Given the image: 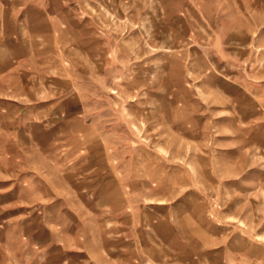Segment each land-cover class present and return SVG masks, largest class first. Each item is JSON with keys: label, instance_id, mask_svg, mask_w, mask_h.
<instances>
[{"label": "rangeland", "instance_id": "374dc122", "mask_svg": "<svg viewBox=\"0 0 264 264\" xmlns=\"http://www.w3.org/2000/svg\"><path fill=\"white\" fill-rule=\"evenodd\" d=\"M108 4L95 10L109 23L95 72L85 74L83 59L71 76L76 68L62 60L61 106L41 90L46 118H29L36 145L14 124L29 154L18 158L27 169L15 171L13 188L0 174V240H8L0 264H148L150 244L169 237L165 227L194 226L176 208L187 194L215 239L205 250L174 251L177 261L264 264V0H205L206 13L222 11L221 26L198 16L165 25L151 0ZM245 6L263 13L245 20ZM240 20L247 26L231 28ZM231 35L247 38V53L232 52ZM10 125L0 118V131ZM114 173L135 192L120 214L102 200Z\"/></svg>", "mask_w": 264, "mask_h": 264}, {"label": "crops", "instance_id": "0c3cea01", "mask_svg": "<svg viewBox=\"0 0 264 264\" xmlns=\"http://www.w3.org/2000/svg\"><path fill=\"white\" fill-rule=\"evenodd\" d=\"M113 1L110 0L111 4ZM151 1L159 4L165 10V13L161 15L165 20V25L176 23L180 26H186L190 20L194 19L193 16H198L200 21L205 18L214 20L210 23L211 25H222L220 21L222 11L215 10L206 13L203 9L205 0ZM241 1L246 3V0ZM108 2L109 0H100L94 4L93 0H87V2L82 0H0V118H6V122L11 124L9 130L1 129L0 131V174L5 175V178L1 180L5 181L6 184L9 182L10 187H14L12 177L15 171L27 169L24 167L25 161L19 165V156L21 155L22 159H26L29 154L27 148L21 147L24 146L23 137L20 138L14 124L18 125L19 122H22L23 131L26 134L24 137L36 145L29 118H46L45 112L42 111L44 103L38 98L41 90H46L54 95V103L58 107L61 106V95L57 96V91L61 89L59 87L60 77L58 76L63 74L62 60L68 62L73 69L76 68L75 71L69 72L71 76L77 77L78 62L83 59L86 63L85 74L95 72L93 59L96 56H103L101 54L105 51L103 48L105 45L100 46L99 44H105L109 32L103 30L109 24L106 23L107 19H99L95 10L110 9L109 6L111 5ZM116 2L118 5L120 4V0H116ZM254 9L259 15L263 13V8L260 6L256 8L251 6V9L250 6H245L239 12H241L243 19L248 20V18L253 19ZM230 26L231 28L244 27L247 26V22L240 20L231 23ZM105 33L107 34L105 35ZM230 37L233 39L231 42L236 44L235 51L232 52L239 53L245 49L247 53L246 47L249 42L246 37L234 38L232 35ZM228 41L230 42V40ZM82 43L86 45L83 46ZM219 53L220 57H223L222 49ZM76 77L73 84L74 90H78ZM52 115H55V111H52ZM38 172V180L42 181L40 169ZM113 175L111 177L108 175L102 181V200L103 204H107L105 207L107 211L111 208V202H117L118 214H120L127 209L126 203L132 202L131 197L135 192L125 193L123 190L125 181L120 179L119 173ZM119 186L122 193L113 195ZM44 197L45 193L39 189L38 203L45 202ZM193 203L190 202L189 194L183 195L176 208L185 212L187 223H192L194 226L165 227L163 235H169V237L160 239V242H156L153 246L150 244V251H155L156 255L151 253L146 263L174 264V262H179L180 264H194L189 257L185 259L183 257V260L177 261L180 257L175 258L174 251L181 255V253L185 254L186 252L189 254L191 248L194 249V252H198L205 250V246L209 247L215 238L209 231L199 226L195 217L191 215V207L195 205ZM133 206L134 203L131 209H134ZM23 233H25L24 227ZM114 234L120 235L122 232L119 230ZM178 235H181V239H185V241H179ZM190 237L194 238L195 244L193 246L189 244ZM7 242L6 238L2 239L1 237L0 245L6 246ZM25 243L28 251L30 244L28 236ZM175 244L179 245L180 249H177ZM220 248L221 246H214L213 250L217 249L219 253H222ZM195 263L200 264V261L197 260ZM203 264H216V262L215 260L204 259Z\"/></svg>", "mask_w": 264, "mask_h": 264}]
</instances>
